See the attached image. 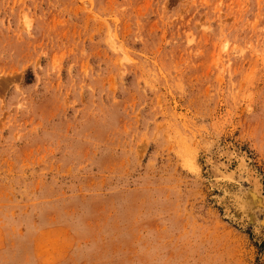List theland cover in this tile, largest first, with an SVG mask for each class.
I'll use <instances>...</instances> for the list:
<instances>
[{
  "label": "rangeland",
  "instance_id": "obj_1",
  "mask_svg": "<svg viewBox=\"0 0 264 264\" xmlns=\"http://www.w3.org/2000/svg\"><path fill=\"white\" fill-rule=\"evenodd\" d=\"M253 190L264 0H0V264H264Z\"/></svg>",
  "mask_w": 264,
  "mask_h": 264
},
{
  "label": "bare ground",
  "instance_id": "obj_2",
  "mask_svg": "<svg viewBox=\"0 0 264 264\" xmlns=\"http://www.w3.org/2000/svg\"><path fill=\"white\" fill-rule=\"evenodd\" d=\"M256 178V177H255ZM258 178V177H257ZM257 181V180H256ZM259 182V181H258ZM259 184V183H258ZM256 185H257V182H256ZM258 186V185H257ZM260 193V192H259ZM259 193L258 192H256L255 190H253L252 192H251V194H248V195H250L249 196V198H247L246 197V199L243 201V202H241V201H238V204L241 206V208L244 210V209H248L249 207H248V203H251L252 202V204H261V203H263L264 204V198H262V196L261 195H259ZM261 194V193H260ZM252 198V199H251ZM239 200V199H238ZM239 209V208H238ZM244 212V211H243ZM261 224H263L264 225V219H263V221L261 222Z\"/></svg>",
  "mask_w": 264,
  "mask_h": 264
}]
</instances>
